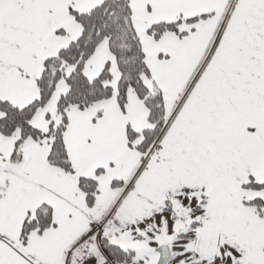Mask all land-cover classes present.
Returning <instances> with one entry per match:
<instances>
[{
	"label": "snow or ice",
	"instance_id": "obj_1",
	"mask_svg": "<svg viewBox=\"0 0 264 264\" xmlns=\"http://www.w3.org/2000/svg\"><path fill=\"white\" fill-rule=\"evenodd\" d=\"M0 264H264V0H0Z\"/></svg>",
	"mask_w": 264,
	"mask_h": 264
}]
</instances>
